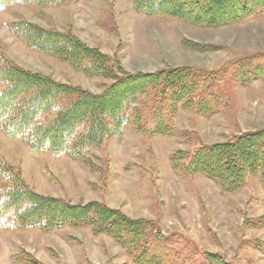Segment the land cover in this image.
<instances>
[{"label":"rangeland","instance_id":"374dc122","mask_svg":"<svg viewBox=\"0 0 264 264\" xmlns=\"http://www.w3.org/2000/svg\"><path fill=\"white\" fill-rule=\"evenodd\" d=\"M71 33L104 54L115 74L154 73L188 67L202 73L227 70L251 55H264V12L238 23L199 26L164 15L146 16L131 0H75L45 6L12 5L0 9V51L15 65L56 82L100 94L113 80L89 77L52 55L27 48L9 31L16 22ZM120 71V73H119ZM226 106L211 117L176 108L171 137L148 136L131 120L121 138L105 141L84 159L33 156L20 141L0 130V153L36 193L70 204L101 202L128 218L153 222L164 235H177L172 264H206L202 252L228 264H264L254 242H264V189L259 175L243 188L224 193L217 181L177 172L173 155L224 143L264 128V81L237 83L232 74L224 88ZM221 91L212 92L219 96ZM139 106V105H138ZM25 253L42 264H134L107 235L91 228L58 232L0 229V264H16Z\"/></svg>","mask_w":264,"mask_h":264},{"label":"trees","instance_id":"16d2710c","mask_svg":"<svg viewBox=\"0 0 264 264\" xmlns=\"http://www.w3.org/2000/svg\"><path fill=\"white\" fill-rule=\"evenodd\" d=\"M72 1L0 0V9ZM131 1L135 11L143 15H164L205 27L238 23L264 12V0ZM9 31L32 51L55 56L89 77L113 80L100 94H93L24 70L0 51V130L7 138L20 140L33 156L84 159L105 141L121 138L131 120L140 133L171 137L179 104L205 117L226 106L227 96L220 88H224L229 72L240 84L250 77L264 81L263 54L245 57L214 73L181 67L135 75L119 71L117 76L104 54L71 33L23 21L10 24ZM216 90L221 91L219 96L212 94ZM171 162L179 173L203 174L217 181L224 193L239 191L256 175L264 189V128L197 148L191 155L177 152ZM258 223L264 226V215ZM66 227H88L94 235L109 236L134 264H172L171 250L179 244L177 235L166 236L153 222L128 218L104 203L73 205L36 193L0 153V229L58 232ZM253 244L264 255V242ZM201 259L206 264H228L208 252H202ZM12 260L16 264H42L25 253Z\"/></svg>","mask_w":264,"mask_h":264}]
</instances>
